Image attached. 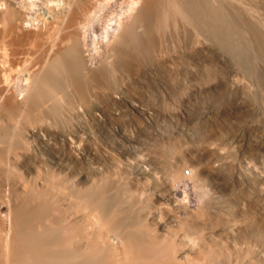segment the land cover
<instances>
[{
  "label": "bare ground",
  "instance_id": "bare-ground-1",
  "mask_svg": "<svg viewBox=\"0 0 264 264\" xmlns=\"http://www.w3.org/2000/svg\"><path fill=\"white\" fill-rule=\"evenodd\" d=\"M218 55L264 87V0H0V119L22 121L23 126L0 125V142L8 143L0 147V207L7 208L0 211V264H203V258L189 257L141 227L146 226L141 212L149 213L151 206L134 203L135 212L123 222L127 198L103 195L105 187L80 189L58 180L54 164L42 159L39 150L41 158L34 155L31 144L40 134L49 136L52 124L61 126V116L68 114L63 111L72 115L73 109L86 106L88 94L95 96L96 87L110 85L118 71L119 76L121 70L132 75L143 66L163 75L180 67L188 75L204 73ZM17 65L21 67L12 75ZM117 79L112 85L121 82ZM21 154L31 161L28 175L2 179L4 167L17 168ZM169 177L180 175L174 170ZM57 186L68 200H57ZM62 203L65 210L58 207ZM251 260L223 257L214 263Z\"/></svg>",
  "mask_w": 264,
  "mask_h": 264
},
{
  "label": "rangeland",
  "instance_id": "rangeland-1",
  "mask_svg": "<svg viewBox=\"0 0 264 264\" xmlns=\"http://www.w3.org/2000/svg\"><path fill=\"white\" fill-rule=\"evenodd\" d=\"M219 57L214 69L197 74L188 75L183 67L164 75L143 66L137 68V76L124 70L119 76L118 71L113 80L119 78L122 84L115 82V87L111 78L110 85L96 87L95 96L88 94L89 105L73 109L72 115V111H63L71 116H61V126L52 124L49 136L40 134L31 147L34 155L40 157L39 150L42 159L54 164L58 180L80 189L105 187L103 195L117 193L127 198L130 204L124 203L127 206L122 212L123 216L128 211L123 216L125 223L129 212H135L134 203L151 206L149 213L141 212L146 219V226L141 227H149L152 236L170 240L189 257L199 256L203 264H217L214 261L223 257L230 262L252 259L254 264H263L264 87ZM20 67H12V75ZM120 77L129 78L124 84ZM118 88L124 90L118 92ZM9 119L3 117L0 125L22 129V121ZM7 144L0 142V147ZM6 154L3 160L8 158ZM19 160V169L4 167L2 179L16 181L28 175L30 159L22 156ZM174 170L181 180L169 179ZM55 190L57 200H63L62 196L68 200L62 186ZM58 207L67 208L63 203ZM6 210L5 205L0 207L2 213ZM180 222L188 229L181 228Z\"/></svg>",
  "mask_w": 264,
  "mask_h": 264
},
{
  "label": "built area",
  "instance_id": "built-area-1",
  "mask_svg": "<svg viewBox=\"0 0 264 264\" xmlns=\"http://www.w3.org/2000/svg\"><path fill=\"white\" fill-rule=\"evenodd\" d=\"M184 173L188 174V170H185V172H184Z\"/></svg>",
  "mask_w": 264,
  "mask_h": 264
}]
</instances>
